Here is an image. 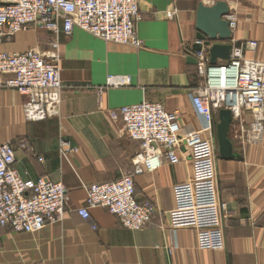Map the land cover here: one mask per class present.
<instances>
[{
  "label": "crops",
  "instance_id": "0c3cea01",
  "mask_svg": "<svg viewBox=\"0 0 264 264\" xmlns=\"http://www.w3.org/2000/svg\"><path fill=\"white\" fill-rule=\"evenodd\" d=\"M217 1L226 2L236 17L227 43L244 46L247 58L263 60L264 0H138L140 48L105 42L79 28L57 35L63 88L46 119L26 120V97L5 86L7 75H0V143L16 146L14 167L23 179L46 176L61 182L69 197L62 219L37 232L0 226V264H264V132L254 140L243 136L240 127L253 115L242 109L228 132L237 157L222 159L215 136L218 112L213 130H203L191 100L204 83L187 60L196 40L197 6ZM168 11L174 15L168 17ZM52 38L28 28L0 49L46 48ZM248 41L256 47H246ZM142 101L179 110L181 133L201 131L207 154L195 157L181 147L178 163L163 160L157 169L134 175L135 196L155 207L146 227L125 228L101 206L83 219L77 210L84 205L85 186L131 171L140 149V141L128 137L120 118L109 112ZM21 141L26 149L18 147ZM63 142L77 151L63 152ZM188 201L200 209H187L179 219L175 209Z\"/></svg>",
  "mask_w": 264,
  "mask_h": 264
},
{
  "label": "built area",
  "instance_id": "2783aa9c",
  "mask_svg": "<svg viewBox=\"0 0 264 264\" xmlns=\"http://www.w3.org/2000/svg\"><path fill=\"white\" fill-rule=\"evenodd\" d=\"M173 15V11L167 12L168 17ZM139 18L138 0H0V46L11 41L17 31L28 28L53 34L46 48L32 47L21 52L0 49V75H7L5 86L26 97L25 119L44 120L54 114L60 102L63 83L56 38L59 33L69 35L79 28L105 42L140 48L142 41L136 34ZM225 19L232 31L235 15L228 13ZM256 45V41H248L245 46L253 49ZM192 55L204 79L202 88L191 93L194 109L204 122L203 130H213L214 114L222 108L230 109L232 119H238L242 109H249L253 121L247 127L241 125V132L251 140L260 137L264 132V59L247 58L244 46L232 45L229 60L219 68L216 84L212 82L206 48ZM109 114L112 119L120 118L124 133L139 140L140 149L131 158V171L113 181L86 185L84 205L77 212L89 219V209L101 206L116 215L121 226L142 229L151 222L155 207L135 196L134 175L157 169L163 160L178 163L177 150L181 147L195 157L206 156V141L201 131L182 134L180 111H167L159 102L124 105ZM18 147L26 149L27 145L21 141ZM61 149L77 151L66 142ZM15 150L12 143H0V226L37 232L62 219L69 202L67 189L46 176L23 179L14 167ZM187 209L200 208L192 201L179 202L176 217L181 219L180 214Z\"/></svg>",
  "mask_w": 264,
  "mask_h": 264
},
{
  "label": "water",
  "instance_id": "95a60500",
  "mask_svg": "<svg viewBox=\"0 0 264 264\" xmlns=\"http://www.w3.org/2000/svg\"><path fill=\"white\" fill-rule=\"evenodd\" d=\"M229 13V7L224 1H217L212 5L198 3L196 10L195 28L197 30L196 41L192 52H199L204 46L207 48L208 67L210 68L212 82L218 83L221 63L218 60L227 62L230 58L231 45L227 43L231 39V29L225 17ZM187 60L197 63L196 58L191 54ZM223 63V64H224ZM215 125V136L218 146V154L222 159H234L237 157L233 151V145L228 137L229 128L232 122V113L228 108L218 111Z\"/></svg>",
  "mask_w": 264,
  "mask_h": 264
}]
</instances>
